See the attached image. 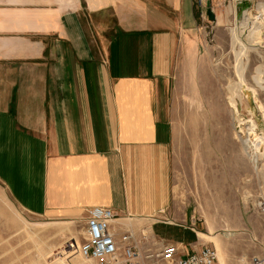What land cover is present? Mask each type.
<instances>
[{"label":"crops","instance_id":"crops-1","mask_svg":"<svg viewBox=\"0 0 264 264\" xmlns=\"http://www.w3.org/2000/svg\"><path fill=\"white\" fill-rule=\"evenodd\" d=\"M191 1L0 0V189L15 208L74 222L104 207L113 228L131 219L199 248L172 154Z\"/></svg>","mask_w":264,"mask_h":264},{"label":"rangeland","instance_id":"rangeland-1","mask_svg":"<svg viewBox=\"0 0 264 264\" xmlns=\"http://www.w3.org/2000/svg\"><path fill=\"white\" fill-rule=\"evenodd\" d=\"M207 3L213 21L208 18ZM245 4L192 0L187 5L189 14L177 19L179 27H184L179 34L184 50L171 90L176 213H192L194 224L189 227L199 238L196 246L216 248L217 244L226 264L264 256V215L243 197L245 187L254 199L259 186L264 196V160L257 161L246 149L252 146L247 141L249 122L264 135V25L249 34L248 53L238 60L239 45L232 46L230 29L245 10L255 17L264 0ZM106 14L111 24V14ZM241 35L245 42V34ZM238 61L246 65L243 83L236 74ZM234 98L241 104L239 118L229 106ZM250 138L254 143V137ZM83 228L84 220L28 216L0 189V264H92L77 252L84 240ZM67 242L71 249L66 248Z\"/></svg>","mask_w":264,"mask_h":264},{"label":"built area","instance_id":"built-area-1","mask_svg":"<svg viewBox=\"0 0 264 264\" xmlns=\"http://www.w3.org/2000/svg\"><path fill=\"white\" fill-rule=\"evenodd\" d=\"M200 2L202 0H199ZM243 5L248 0H232ZM250 180L246 179L245 184ZM254 199L244 187L243 197L260 214L264 215V196L262 186ZM114 213L104 207L86 210L83 228V241L78 244V254L92 264H219L218 253L214 246L202 245L188 253L176 243H166L157 238L151 226L137 222L112 227ZM163 223V221H160ZM66 248H72L71 242ZM237 264H264V256L252 255L242 258Z\"/></svg>","mask_w":264,"mask_h":264},{"label":"bare ground","instance_id":"bare-ground-1","mask_svg":"<svg viewBox=\"0 0 264 264\" xmlns=\"http://www.w3.org/2000/svg\"><path fill=\"white\" fill-rule=\"evenodd\" d=\"M236 1H239V0H236ZM233 12H234V10H233ZM234 13H236V11ZM235 22H236L235 27L230 28V29H231V44H232V46L239 45V52L236 53V58H237L239 55L246 56V54L248 53V42H249L248 36H249V34L254 35L256 30L262 29V26L264 25V6L261 7L258 11H256L255 17L250 16V14L248 13L247 10L243 11L242 14L240 15V19L239 20L235 19ZM241 34H245V37H246L245 42L243 41ZM257 55H259V52H257ZM237 60H238V58H237ZM239 61H238V65L236 67V74L239 78L240 83H243L244 82L243 71H244V66H246V65L243 66L241 63H239ZM244 86H245V84H244ZM242 87H243V85H242ZM238 88H239V85H238V87H235L236 92H237ZM240 105L241 104L237 100V98H234L233 104L229 102V106L233 110V112L235 111V115L237 116V118L240 117V112H239L240 111ZM246 130L248 132L247 141L252 144L251 147H246V149L248 150L249 153L252 152L254 154L257 161L259 159L264 160V135L258 134L257 126L252 122H249L247 124ZM251 136L254 137V140H255L254 143L251 142V138H250ZM200 236H202V235H200ZM216 250L219 253V255H218L219 264H224L225 260H224L223 256L221 255L220 249H219L217 244H216ZM87 261H90V260H87Z\"/></svg>","mask_w":264,"mask_h":264},{"label":"water","instance_id":"water-1","mask_svg":"<svg viewBox=\"0 0 264 264\" xmlns=\"http://www.w3.org/2000/svg\"><path fill=\"white\" fill-rule=\"evenodd\" d=\"M207 15H208V18L210 19V20H215V17L213 16V13H212V11H211V9H210V7H209V3H207Z\"/></svg>","mask_w":264,"mask_h":264}]
</instances>
